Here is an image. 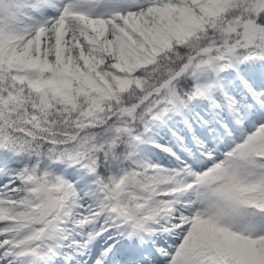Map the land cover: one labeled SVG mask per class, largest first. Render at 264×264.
I'll list each match as a JSON object with an SVG mask.
<instances>
[{"label": "snow or ice", "instance_id": "obj_1", "mask_svg": "<svg viewBox=\"0 0 264 264\" xmlns=\"http://www.w3.org/2000/svg\"><path fill=\"white\" fill-rule=\"evenodd\" d=\"M0 264H264V0H0Z\"/></svg>", "mask_w": 264, "mask_h": 264}]
</instances>
